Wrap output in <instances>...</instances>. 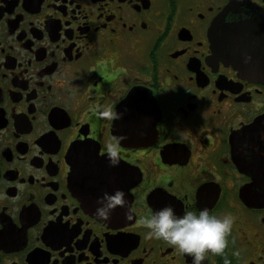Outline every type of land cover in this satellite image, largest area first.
Wrapping results in <instances>:
<instances>
[{"label": "flooded vegetation", "instance_id": "1", "mask_svg": "<svg viewBox=\"0 0 264 264\" xmlns=\"http://www.w3.org/2000/svg\"><path fill=\"white\" fill-rule=\"evenodd\" d=\"M256 19L264 0H0V264H192L145 238L166 205L233 217L202 264H264V80L218 57L264 51ZM220 20L236 51H211Z\"/></svg>", "mask_w": 264, "mask_h": 264}, {"label": "clouds", "instance_id": "2", "mask_svg": "<svg viewBox=\"0 0 264 264\" xmlns=\"http://www.w3.org/2000/svg\"><path fill=\"white\" fill-rule=\"evenodd\" d=\"M99 116H112L119 118L118 113L110 108L101 107L97 112ZM179 135V134H178ZM124 136H115L106 145L110 165L119 163V145ZM127 203L122 190L112 194H105L102 201L98 200L95 215L101 220L108 218L110 209L115 206H124ZM141 223L148 229L146 239H162L174 245L181 253L192 257V264H202L208 253L222 254L231 232L233 217L230 214H210L207 208L197 212L185 211L177 216L170 205L153 210L150 215L141 218ZM234 255H238L235 252ZM223 264H231L224 257Z\"/></svg>", "mask_w": 264, "mask_h": 264}, {"label": "water", "instance_id": "3", "mask_svg": "<svg viewBox=\"0 0 264 264\" xmlns=\"http://www.w3.org/2000/svg\"><path fill=\"white\" fill-rule=\"evenodd\" d=\"M249 22H250L249 25L254 26L251 32H255V33L263 32L262 36L255 39L253 43H256V45L260 44L261 46H264V20L256 19V20L249 21ZM256 24H262L263 30L262 31L258 30L256 28ZM235 27H236V24L223 23L222 20L214 22L213 27H211L209 31L211 51L213 53L215 52L223 53L225 51H236V49L238 48V44H236V40H235V31H234ZM248 56L252 58V64L255 67V73L257 75H260V78L264 80V51L218 55L220 60H222L225 63L227 62L230 65H233L235 69L241 66V62H240L241 58L247 59ZM131 96L132 94L129 95L130 98ZM127 103L128 101L125 100L124 104H127ZM120 111L121 109L119 108V110L117 109L116 112L120 114ZM121 116H119L118 119L116 118V124L118 126L121 123V119H123ZM124 120H130V117L125 116ZM73 153L74 154L71 156H74L75 153L77 152L75 151ZM72 169H74V173L76 174L77 178L81 176L88 178V177H91L92 175V174L87 173L88 168L78 169L76 164H74Z\"/></svg>", "mask_w": 264, "mask_h": 264}]
</instances>
